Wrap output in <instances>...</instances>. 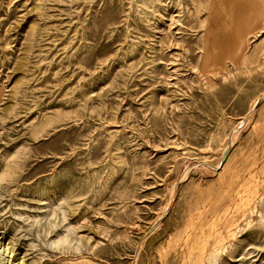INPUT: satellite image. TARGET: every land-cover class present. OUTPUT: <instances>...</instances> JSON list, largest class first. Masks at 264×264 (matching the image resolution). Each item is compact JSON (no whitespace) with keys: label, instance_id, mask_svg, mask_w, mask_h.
Wrapping results in <instances>:
<instances>
[{"label":"rangeland","instance_id":"1","mask_svg":"<svg viewBox=\"0 0 264 264\" xmlns=\"http://www.w3.org/2000/svg\"><path fill=\"white\" fill-rule=\"evenodd\" d=\"M263 8L0 0V264H264Z\"/></svg>","mask_w":264,"mask_h":264},{"label":"bare ground","instance_id":"2","mask_svg":"<svg viewBox=\"0 0 264 264\" xmlns=\"http://www.w3.org/2000/svg\"><path fill=\"white\" fill-rule=\"evenodd\" d=\"M264 1V0H263ZM261 12H262V14H264V8L261 10ZM225 250V249H224ZM214 253V252H213ZM221 253V252H220ZM216 254H217V252H216ZM215 254V255H216ZM219 257V256H218Z\"/></svg>","mask_w":264,"mask_h":264}]
</instances>
